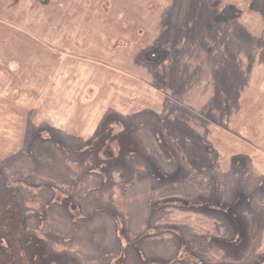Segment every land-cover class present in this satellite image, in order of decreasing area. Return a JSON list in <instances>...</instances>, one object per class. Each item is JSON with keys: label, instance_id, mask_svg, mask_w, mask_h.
Returning <instances> with one entry per match:
<instances>
[{"label": "rangeland", "instance_id": "1", "mask_svg": "<svg viewBox=\"0 0 264 264\" xmlns=\"http://www.w3.org/2000/svg\"><path fill=\"white\" fill-rule=\"evenodd\" d=\"M249 1L0 0V205L28 264H264V0ZM167 198L230 237L208 253L195 237L218 227Z\"/></svg>", "mask_w": 264, "mask_h": 264}, {"label": "flooded vegetation", "instance_id": "2", "mask_svg": "<svg viewBox=\"0 0 264 264\" xmlns=\"http://www.w3.org/2000/svg\"><path fill=\"white\" fill-rule=\"evenodd\" d=\"M242 1L244 0H235L236 4L231 2L230 6L233 7L231 9H234V6L237 7ZM251 2L252 0L247 3L248 8L245 9H248L249 12L252 11L253 14L260 15V9L256 10L253 4L251 7L248 6ZM208 4L210 3H206L205 7H208ZM237 10L239 12L240 9L237 7ZM242 13L239 15L241 16ZM198 20L199 15L195 18V21ZM18 216V212L13 205H0V264H28L30 262L28 246L24 245L22 241V224Z\"/></svg>", "mask_w": 264, "mask_h": 264}, {"label": "trees", "instance_id": "3", "mask_svg": "<svg viewBox=\"0 0 264 264\" xmlns=\"http://www.w3.org/2000/svg\"><path fill=\"white\" fill-rule=\"evenodd\" d=\"M215 172L216 173L219 172V169H216ZM118 174H119V170H117V169H111L110 170L108 179L111 182V188H115V186L113 185L114 184L113 180H114L115 175H118ZM208 175L210 176V173L207 172V176ZM212 175H214V174H212ZM117 178H118V180H120L119 179L120 177H117ZM186 180H188V179H186ZM216 182H218V185L220 184L218 179H216ZM125 184L128 185V182H125ZM218 188L222 190V186L221 185H219ZM229 196L227 198H229ZM220 199H223V200L226 199L223 191H222V195H221ZM167 200L168 201H164V202L165 203H171V204L167 205V209L169 210L168 213L181 212V213H185V214H189V215H194V216L200 218L201 220H204V222L208 223L209 225L215 224L218 227L217 230L219 231V234L216 235V237L211 235V234H200V233H198L199 235L197 237H195L197 240L207 241L208 242V245L211 246L210 247L211 249H209L208 253L212 251V249H213L212 244H213L214 241H216L217 239H227V238L230 237L229 224H228L226 218L217 217V216H214L212 214L207 213L206 211L198 210V209H195V208H192L194 210L185 209V208H183L184 206L178 204V202L179 203H186L187 201H185V200H184L185 202L184 201H181V202L180 201H175V200H178L176 198H173V199L167 198ZM202 203H209V202H204L203 201ZM193 207H195V206H193ZM241 212H243V214H244V216L246 218V223L244 225L245 227H244L243 233H244V235L246 233L248 237H251V235H250L251 219H252V216H254V212H255L254 208L251 211H248V210L244 209ZM224 215L228 217V215L226 214V209H225V214ZM251 241H252V239H251ZM225 258H227V257L225 256ZM203 259L206 260L207 259V255ZM150 262H151L150 264H160V263H158V261H154V260H152ZM170 264H173V263H170Z\"/></svg>", "mask_w": 264, "mask_h": 264}, {"label": "crops", "instance_id": "4", "mask_svg": "<svg viewBox=\"0 0 264 264\" xmlns=\"http://www.w3.org/2000/svg\"><path fill=\"white\" fill-rule=\"evenodd\" d=\"M263 90H264V88H263ZM260 95H261V94H260ZM263 96H264V95H263ZM260 99H261V100H263V99H264V97L262 98V95H261V96H260ZM105 168H106V167H105Z\"/></svg>", "mask_w": 264, "mask_h": 264}]
</instances>
